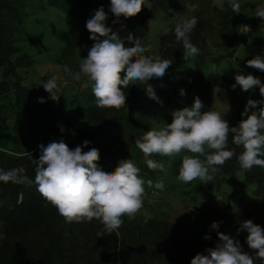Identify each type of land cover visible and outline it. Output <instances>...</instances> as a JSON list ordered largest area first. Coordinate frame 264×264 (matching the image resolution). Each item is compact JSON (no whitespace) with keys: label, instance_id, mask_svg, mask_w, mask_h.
Wrapping results in <instances>:
<instances>
[{"label":"trees","instance_id":"16d2710c","mask_svg":"<svg viewBox=\"0 0 264 264\" xmlns=\"http://www.w3.org/2000/svg\"><path fill=\"white\" fill-rule=\"evenodd\" d=\"M16 3L14 0H0V122L5 102L10 100L13 107V144L9 147L6 139L0 141V170L8 171L23 166L27 176L34 180L35 164L28 156L31 149L26 142L21 141V131L24 129L35 135L33 114L51 115L53 99L44 88L23 86L17 74L18 69L31 65V61L18 55L17 34L23 24V16ZM144 3H148L149 7L143 5L136 16L127 19L121 17L117 24H113L116 17L109 10L110 0H46L45 7L75 18L98 4L108 13L106 23L109 27L119 31L122 38L132 34L134 39H140L141 44L147 38L148 22L154 16L159 13L184 14L189 7L195 8L191 17L198 18L190 34L191 42L198 48L213 36L217 25L222 29L229 28L231 34L237 35V26L230 22L229 8L220 10L212 0H144ZM174 28L175 25L159 40L158 55L172 60L166 74L159 78L153 77L147 84L130 85L125 89L127 99L124 107H88L86 125L75 132L70 148L81 146L84 151L97 148L100 153L98 164L112 160L116 153L124 159L137 160L143 154L136 147L135 140L151 127L148 108L153 106L162 109L171 104L189 83L194 85L189 104L192 105L194 98L199 97L204 111L213 110L215 89L226 90L228 106L234 112V126L242 119L241 113L249 99H264L259 89L257 92H245L238 85L233 89L235 79L221 75L216 69L204 74L200 68L203 63L200 57L192 73L186 76L176 74L175 70L185 58L182 43L176 41ZM83 36V33L70 31L61 58L66 59L83 49ZM125 44L134 46V43L126 40ZM241 72L247 74L244 70ZM261 82L264 83V78ZM148 85L159 97V103L149 98L146 90ZM94 98L93 94L89 95L90 100ZM41 99L43 102H40ZM86 140L90 143L84 147ZM231 141L230 135V149L235 147ZM240 151V148L236 149L237 154ZM234 166L240 167L236 157L227 161L219 173H230ZM243 171L244 183L256 186L254 197L235 211L219 202L206 206L210 221L221 223L218 230L210 228L206 232V236L211 239H206L198 247L177 244L170 238L171 224L152 219L131 226L128 218L124 217L119 237L115 234L97 236L103 231L99 221L93 219L91 222L66 223L57 209L37 191L34 183L29 186L0 182V264H191L196 254L207 255L206 249L215 247L219 242L217 231L240 228L242 221L249 219L264 228V169L253 167L251 171ZM227 181L238 183L233 179L220 180ZM241 246L243 251L255 255V251L247 244Z\"/></svg>","mask_w":264,"mask_h":264},{"label":"clouds","instance_id":"9594fccd","mask_svg":"<svg viewBox=\"0 0 264 264\" xmlns=\"http://www.w3.org/2000/svg\"><path fill=\"white\" fill-rule=\"evenodd\" d=\"M143 5L144 0H110L109 10L116 17L113 24L120 23L121 17L136 16ZM228 5L234 13H241L239 0H228ZM255 17L264 21V5L257 7ZM108 18L103 7L95 10L86 22L89 38L95 43L87 57L81 58L78 70L64 65L63 71L74 81L86 78L91 83L97 107L119 109L126 105L125 89L130 85L147 84L153 77H163L172 60L160 55H145L140 39H134L132 34L122 38L119 31L107 25ZM197 23L198 18L193 16L175 25V38L183 45L185 59L200 52L191 42L190 35ZM125 40L134 43V46H126ZM247 66L264 72V57L254 56L247 61ZM234 79L233 89L238 85L249 92L258 87L261 97H264V83L259 77L238 72ZM42 86L52 99H57L54 93L60 92L61 88L56 76L43 82ZM146 90L149 98L160 102L151 85ZM180 94L183 96L186 93L181 89ZM202 109L201 99L195 97L191 106L172 112L171 123L152 128L135 140L150 170L166 172L165 165L152 158L157 155L181 157L177 179L185 184L195 180L201 184L211 183L221 167L233 157L237 158L242 170L251 171L253 167L264 169V99H249L241 113L242 119L234 127H230L225 115L220 112ZM61 131L64 129L61 128ZM230 135L235 146L231 149ZM89 143L84 141V147ZM39 147V159H33L34 180L20 166L8 171L0 170V182L29 186L34 183L37 191L57 209L66 223L99 221L103 231L97 236L115 234L119 237L123 218L134 220L143 208L145 184L160 190L165 187L162 178L155 184L150 179L145 181L132 159L120 160L114 171L102 170L98 165L100 153L95 147L88 151L81 146L73 149L63 139ZM237 148L241 149L239 154ZM220 223L213 222L211 229L218 230ZM240 229L247 231L246 243L255 255L243 251L234 237L217 231L219 242L215 247L206 249L207 255L196 254L191 264H255L257 259L264 261V228L249 219L242 221ZM204 238L211 239L210 236Z\"/></svg>","mask_w":264,"mask_h":264},{"label":"rangeland","instance_id":"374dc122","mask_svg":"<svg viewBox=\"0 0 264 264\" xmlns=\"http://www.w3.org/2000/svg\"><path fill=\"white\" fill-rule=\"evenodd\" d=\"M14 1L17 2L23 16V24L17 34L18 55L25 56L31 61V65L17 70L21 84L25 87L43 88V82L56 76L57 83L61 88L60 92L54 93L57 99H53L51 115L33 114L36 126L35 135L24 129L21 131V141L26 142L31 149L28 156L32 160H36L39 159L41 144L46 146L50 142H59L63 139L70 147V141L75 132L86 125L87 108L96 105L95 98L94 100L89 99V95L92 94L91 83L86 78L79 82L72 80L64 73L63 67L68 65L73 70H78L81 58L87 57L88 51L95 41L89 38L90 33L86 28V22L101 6L94 4L82 16L73 18L60 11L46 8V0ZM212 2L220 10L229 8L230 22L237 26L236 37L230 33L229 28L222 29L217 25L213 36L207 40L204 46L199 47V54L187 60L182 59L175 73L182 76L192 73L194 65L200 57L203 60L200 68L204 74L216 69L221 75L234 78L238 72L244 70L247 74L263 79L264 72L248 67L247 61L256 55L264 57V21L255 17L257 7L264 5V0H239L241 4V13L239 14L232 11L228 0H212ZM144 6L148 8L149 4L144 3ZM194 13L195 8L189 7L184 14L164 15L159 13L149 20L148 35L142 43L145 55H158L161 36L166 34L172 26L188 19ZM70 31L84 34V48L77 50L74 55L66 59L61 58L60 55ZM258 89L257 87L254 90L257 92ZM184 91L185 95L179 94L171 104L162 109L153 106L148 108L150 129L160 128L166 123H171L174 110L191 106L189 97L194 91L193 83H189ZM213 100V110L225 115L230 127H233L234 112L228 106L226 90L215 89ZM5 103L0 122V141L6 139L10 147L13 144L11 130L13 107L10 100ZM61 128L64 129L63 132ZM152 158L163 163L166 172L150 170L144 162L143 155L133 161L140 168V175L145 181L150 179L155 184L162 178L165 187L160 190L155 187L149 188L145 184L143 208L136 218L128 220V223L131 226H137L148 219L168 222L172 226L170 238L179 245L198 247L205 242L204 237L212 224L206 213V206L212 205L213 202H219L235 211L254 197L256 186L244 183V171L239 166L231 168L230 173L217 174L216 179L211 183L201 184L199 180H195L185 184L177 179L182 163L181 157L168 158L157 155ZM122 159L124 158L116 153L112 160L98 165L104 171H114ZM222 178L233 179L238 183L220 182ZM223 233L234 237L241 245L247 244L248 233L245 230L240 228L225 229ZM255 264H264V261L256 260Z\"/></svg>","mask_w":264,"mask_h":264}]
</instances>
